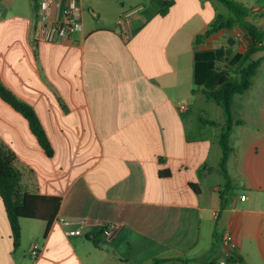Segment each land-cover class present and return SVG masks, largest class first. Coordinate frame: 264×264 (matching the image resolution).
<instances>
[{
	"label": "crops",
	"instance_id": "1",
	"mask_svg": "<svg viewBox=\"0 0 264 264\" xmlns=\"http://www.w3.org/2000/svg\"><path fill=\"white\" fill-rule=\"evenodd\" d=\"M75 1L82 30L68 42L36 43L34 2L0 0V82L33 111L52 154L2 99L0 143L16 157L24 192L60 198L47 233L44 221L20 220L15 249L0 196V264H215L226 232L234 257L264 264V71L233 99L243 124L231 135L233 189L223 206V112L193 92L194 52L242 53L245 28L196 46L217 18L232 16L217 0H173L166 15L161 0ZM233 1L264 27V0ZM105 223L117 225L110 239ZM74 229L82 235L67 234Z\"/></svg>",
	"mask_w": 264,
	"mask_h": 264
},
{
	"label": "trees",
	"instance_id": "2",
	"mask_svg": "<svg viewBox=\"0 0 264 264\" xmlns=\"http://www.w3.org/2000/svg\"><path fill=\"white\" fill-rule=\"evenodd\" d=\"M34 2L36 9L37 0ZM231 12L232 16L223 19L217 18L210 29L198 36L195 45H199L205 39L221 30H233L237 25L245 28L248 44L242 53H232L227 48L196 50L194 52L193 92L201 91L205 97L216 103L222 109L224 124L219 138L222 150L221 159L216 169L225 180L224 192L220 195L221 205L230 190L233 189L232 181L228 173L227 164L232 153L231 135L234 126L242 125V120H235L233 116V99L236 95H243L250 90L253 79L257 75L264 56H254L264 51V27L258 28L247 21L249 11L233 0H217ZM161 15H166L173 0H161ZM223 64V66H221ZM0 99L19 112L28 122L29 128L36 137L38 144L47 155L52 154V149L46 138L39 121L33 111L21 103L0 82ZM214 124V123H211ZM14 153L4 144L0 143V196L4 204L9 222L14 248L17 249L21 242V219L39 220L46 222V231L56 217L60 207V198L44 197L29 194L21 188V172L17 169ZM195 190L196 188L192 186ZM97 245V241H93ZM228 264H245L238 257L225 258ZM182 263V258L168 260H155L152 264Z\"/></svg>",
	"mask_w": 264,
	"mask_h": 264
},
{
	"label": "built area",
	"instance_id": "3",
	"mask_svg": "<svg viewBox=\"0 0 264 264\" xmlns=\"http://www.w3.org/2000/svg\"><path fill=\"white\" fill-rule=\"evenodd\" d=\"M36 26L33 30V39L36 43H57L71 41L73 35L82 30V11L75 0H37L36 2ZM2 7L0 6V17ZM181 110L185 107L181 106ZM244 199V198H242ZM63 225L69 226L73 221L60 220ZM84 224V222H80ZM117 229L115 223H105L102 235L110 239ZM70 236L82 235L81 229L69 230ZM222 247L229 256L234 257L237 251V244L232 236L226 232L222 237ZM42 247L39 243H34L30 249V258L37 259L40 256ZM235 258V257H234ZM215 264H228L225 258Z\"/></svg>",
	"mask_w": 264,
	"mask_h": 264
},
{
	"label": "water",
	"instance_id": "4",
	"mask_svg": "<svg viewBox=\"0 0 264 264\" xmlns=\"http://www.w3.org/2000/svg\"><path fill=\"white\" fill-rule=\"evenodd\" d=\"M218 257L219 258H228V254L226 253V251L223 247L220 248Z\"/></svg>",
	"mask_w": 264,
	"mask_h": 264
},
{
	"label": "rangeland",
	"instance_id": "5",
	"mask_svg": "<svg viewBox=\"0 0 264 264\" xmlns=\"http://www.w3.org/2000/svg\"><path fill=\"white\" fill-rule=\"evenodd\" d=\"M263 64V63H262ZM262 71H264V64L260 68ZM41 245V244H40Z\"/></svg>",
	"mask_w": 264,
	"mask_h": 264
}]
</instances>
